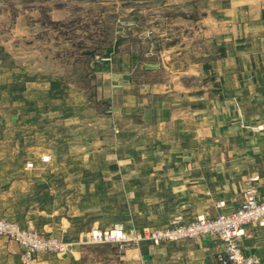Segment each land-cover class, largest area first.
I'll use <instances>...</instances> for the list:
<instances>
[{
    "label": "rangeland",
    "instance_id": "1",
    "mask_svg": "<svg viewBox=\"0 0 264 264\" xmlns=\"http://www.w3.org/2000/svg\"><path fill=\"white\" fill-rule=\"evenodd\" d=\"M251 1L0 0L12 46L0 55V158L14 160L0 168V220L10 227L0 239L11 244L0 253L1 264H126L125 251L139 239L149 240L153 252L169 241L156 244L146 237L150 232L201 215L189 221L177 215L174 224L141 232L125 228L137 214L127 210L119 179L104 175L119 173L110 163L133 153L149 129L117 113H137L136 95L152 100L155 82L178 81L160 48L207 45L206 57L193 53L189 60H236L252 46ZM203 17L207 23L199 22ZM201 29L209 32L207 44ZM164 33L167 38L158 37ZM222 42L230 54L216 49ZM140 47L154 49L141 55L147 64L133 54ZM182 82L200 85L195 77ZM115 228L130 240L93 238L94 231Z\"/></svg>",
    "mask_w": 264,
    "mask_h": 264
},
{
    "label": "crops",
    "instance_id": "2",
    "mask_svg": "<svg viewBox=\"0 0 264 264\" xmlns=\"http://www.w3.org/2000/svg\"><path fill=\"white\" fill-rule=\"evenodd\" d=\"M251 2L252 35L245 36L250 42L252 39V46L243 49L241 57L191 62L188 57L193 53L200 58L208 55L207 45L160 48L156 52L168 56L164 66L176 70L178 81L174 85V81L155 82L151 102L136 95L137 113H117L119 118L136 119L139 127L149 129V136L133 153L110 163V168L119 173L104 175L119 179L127 210L137 214L136 220L124 223L128 231L171 225L177 215L189 221L197 214L216 217L234 211L252 186L264 198V0ZM6 17L0 14V55L12 50L10 35L7 38L1 26ZM199 22L207 23V17ZM185 32V37L191 34ZM200 34L201 38L206 36L207 44L208 30L201 29ZM158 37L168 36L164 33ZM153 47L137 48L133 54L143 60L141 55L155 54L148 52L154 51ZM216 49L230 54L229 45L223 42ZM121 62L123 68L128 66ZM2 66L0 56V69ZM149 66L158 68L159 63ZM210 74L214 76L211 83ZM186 76L197 78L200 85L182 82ZM122 77L129 87L131 77L128 73ZM2 82L0 79V85ZM126 99L124 106L129 107L132 96L128 94ZM3 114L11 117V113ZM8 160L0 158V168L3 165L8 170L14 164V160ZM220 202L224 204L220 206ZM246 231L241 240L244 252L264 260V230L249 225ZM139 240L125 251L122 259L126 264H215L224 250L223 242L214 236L154 245L153 252L146 248L149 240ZM5 248L11 249V244L0 239V253Z\"/></svg>",
    "mask_w": 264,
    "mask_h": 264
},
{
    "label": "built area",
    "instance_id": "3",
    "mask_svg": "<svg viewBox=\"0 0 264 264\" xmlns=\"http://www.w3.org/2000/svg\"><path fill=\"white\" fill-rule=\"evenodd\" d=\"M249 225L258 226L264 230V198H260L258 192L253 190L242 205L234 211L221 213L214 218L201 214L191 222H176L171 228L152 231L146 237L158 244L162 241L214 236L224 244L223 253L215 264H264V260L259 256L246 254L241 245L242 237L246 235ZM9 228L6 221L0 220V234L6 233ZM93 238L120 243L130 240L121 228L104 232L94 231Z\"/></svg>",
    "mask_w": 264,
    "mask_h": 264
}]
</instances>
